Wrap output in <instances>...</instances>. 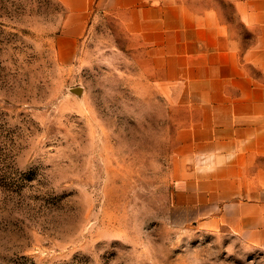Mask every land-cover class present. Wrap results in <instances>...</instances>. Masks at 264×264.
Listing matches in <instances>:
<instances>
[{"label":"rangeland","instance_id":"374dc122","mask_svg":"<svg viewBox=\"0 0 264 264\" xmlns=\"http://www.w3.org/2000/svg\"><path fill=\"white\" fill-rule=\"evenodd\" d=\"M168 94L112 13L0 0V264H264L177 204Z\"/></svg>","mask_w":264,"mask_h":264},{"label":"crops","instance_id":"0c3cea01","mask_svg":"<svg viewBox=\"0 0 264 264\" xmlns=\"http://www.w3.org/2000/svg\"><path fill=\"white\" fill-rule=\"evenodd\" d=\"M112 13L181 111L177 204L264 249V0H64Z\"/></svg>","mask_w":264,"mask_h":264},{"label":"water","instance_id":"95a60500","mask_svg":"<svg viewBox=\"0 0 264 264\" xmlns=\"http://www.w3.org/2000/svg\"><path fill=\"white\" fill-rule=\"evenodd\" d=\"M78 91V90H77Z\"/></svg>","mask_w":264,"mask_h":264}]
</instances>
